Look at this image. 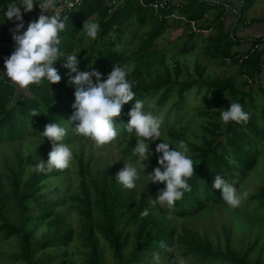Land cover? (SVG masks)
Segmentation results:
<instances>
[{"label":"trees","instance_id":"16d2710c","mask_svg":"<svg viewBox=\"0 0 264 264\" xmlns=\"http://www.w3.org/2000/svg\"><path fill=\"white\" fill-rule=\"evenodd\" d=\"M151 1L141 0V4L139 0H122L109 13L103 0H82L76 6L64 8L61 18L65 22V29L59 33L61 43L58 45L64 55L53 65L61 80L57 84H49L44 79L39 84L22 89L24 93L18 91L15 84L4 75V61L10 57L9 49L14 41L12 31L0 23V143L21 142L29 138L49 142L41 134L51 122L66 129L63 143L70 141L71 137H82L74 132L75 124L69 122L75 111L72 105L75 103L76 86L68 83L69 70L63 67L66 56L73 52L78 54L77 59L80 61L78 71H96L101 77L110 74L113 65L127 64L132 69L127 79L133 82L135 99L152 98V103L145 106L144 111H151L156 117L173 93V102L159 119L161 127L172 134L174 125L179 124L188 107L185 92L192 89L194 83L204 80L207 86L201 98L214 94L218 99L214 102L216 110L208 112L205 123L198 125L203 132L198 136L199 142L180 138L187 143L188 155L194 162L195 173L187 181L191 190L185 192L171 210L159 205L152 206L144 193H140L136 199L131 193L132 189H126L115 180L114 173L106 168L93 166L90 153L85 158L79 151L73 161L78 177L77 192L67 196L69 203L66 205L69 207L68 212H74L78 219L75 227H72L67 210L53 212L51 209L63 199L50 192H41L43 181L58 175L60 170L38 173L29 168L25 174L23 157L20 152H15L12 166H5V186L0 187V237L13 235L16 241V248L5 254L9 261H22L23 264H65V249L76 232L81 248L79 264H105L103 251L100 249L102 245L111 249L114 264H163L155 259H148L154 254L164 258L175 243L183 249V254L191 256L200 264H260L258 256L252 260L249 258L255 247V239L242 248L237 247L236 243L241 240L234 239L227 222H222L220 226L223 238L220 245L218 235H215L216 241L213 242L206 232L199 233L186 226H182L181 231L177 232L173 218L193 216L204 210L208 203L222 202L221 191L212 188L214 176L219 174L228 184L236 187L240 174L254 164L256 145L264 144V89L259 86L262 102L259 108H255L250 91L237 90L230 75L205 78L204 67L195 64V77L177 79L178 65H173L171 71L161 65L162 55L154 48L155 39L166 30L169 21L164 17L158 18L153 13L149 6ZM251 3L252 0H240L234 24L242 21L244 12ZM35 10L36 6L31 12L25 13L23 9L21 12L25 13V18H30ZM6 11L7 8L0 7V17ZM223 11V5L218 2L183 0L176 5L169 4L166 9L161 10V14L175 12L192 20L198 28L210 27L211 31L204 36L190 30L187 35L191 39L201 36L204 54L223 64L227 60H235L242 52H248L247 49H240L241 40L235 27L225 25ZM207 13H210L208 22L200 23ZM86 20L99 24L95 39L81 32ZM140 26L146 28L138 33ZM128 29L130 31L124 33ZM83 35L88 39L84 40ZM135 39L136 43L129 49L128 44ZM258 42L259 39L252 38L251 45ZM263 70L264 47L254 48L248 53L238 63L236 73L255 80L256 75ZM92 79L95 83V77ZM243 82L246 84V79ZM135 99L125 104L120 117L115 119L118 136L126 137L129 134L124 125L129 120L128 113ZM233 102L239 103L249 114L247 122L230 121L224 124L221 121V109L226 110ZM253 108L255 113L251 111ZM34 110L39 116L32 117ZM120 150L128 153L126 146H120ZM48 153L47 149L39 155L34 151L30 165L41 160L47 163ZM160 155L162 154H154L149 160L142 162L145 170L140 172L139 178L141 184L156 192V195L165 185L152 183L147 175L158 167ZM248 197L255 201V207L264 208V182ZM145 209L149 214L142 216ZM52 214L54 218L49 227L35 234L40 223ZM129 221L134 222L131 230L127 228ZM127 237H130L128 243ZM127 244L129 247L124 250ZM161 244L165 247H161Z\"/></svg>","mask_w":264,"mask_h":264},{"label":"rangeland","instance_id":"374dc122","mask_svg":"<svg viewBox=\"0 0 264 264\" xmlns=\"http://www.w3.org/2000/svg\"><path fill=\"white\" fill-rule=\"evenodd\" d=\"M19 3V0H0V7L7 8L8 3ZM235 0L228 2V5L234 6ZM227 6V3L224 5ZM223 6V7H224ZM206 21L202 22L205 24L208 22L210 15L207 14ZM23 22L26 19L25 13H22ZM234 20L231 15L230 23ZM240 23L234 24L236 34L246 36L247 38H241L240 49H247L251 43L252 38L260 40L257 44V48L264 47V0H252L250 7L244 12V15ZM200 22V21H199ZM0 23L5 25L8 29L12 30L16 21L15 18L7 20L4 15L0 17ZM176 23V24H175ZM169 21L166 30L154 41V48L162 55V64L167 67L170 71L172 66L177 64L179 67V75L177 79H184L186 77H195L194 65H202L204 67L203 77H215L217 75H230L233 77L234 87L239 91H250L253 97V103L255 108H259L261 105V93L259 86L264 89V70L256 75L255 80H250L244 75L237 74L238 62L236 60L225 61V63H218L207 57L204 54L203 41L201 36L189 38L187 30L189 29L188 24L184 22ZM175 24V25H174ZM226 25V24H225ZM134 26V23H133ZM146 27H139L137 32L144 31ZM81 29L82 34H85ZM124 30V28H123ZM129 29L124 31L127 33ZM111 37V35H110ZM240 38V37H239ZM251 38V39H250ZM83 39L87 40L88 37L83 35ZM90 39V38H89ZM92 39V38H91ZM136 43V39L128 44V48L131 49L133 44ZM1 68V67H0ZM75 75V74H74ZM109 74L102 77L106 79ZM246 79V84L243 82ZM69 83V81H68ZM18 91H23L19 86L15 85ZM206 83L203 80L199 83H194L192 89L185 92V99L188 107L181 117L179 124L174 125L173 132H168L167 129L161 127V140H155L149 143V152L151 156L158 154L155 152V148L159 143L168 142L170 150L173 147H177L178 142L182 141L180 138L184 137L189 141L199 142L198 136L203 132L198 126L200 123H205L208 119V112L216 110L214 102L216 97L214 94H207L205 99L201 98ZM24 93V91H23ZM175 95L172 93L168 100L164 103L163 107L158 112L157 118H161L164 114V110L173 102ZM246 98V96H245ZM144 101L145 106L152 103V98L145 97L141 99ZM222 101V98H219ZM255 111V109H251ZM255 113V112H254ZM135 132L126 134V137L118 136L113 142L105 145H96L89 139H83L82 137H71V140L65 143L68 145L73 153V158L70 166L67 169L60 170L59 174L53 177H49L43 181V187L41 192H50L63 199V201L51 207L53 212L60 210H67L66 214L70 220L71 226L75 227L78 219L74 212L69 210L66 206L69 202L67 196L74 192H77L78 177L76 175L74 156L79 153L87 158L90 153V160L93 166L106 168L107 171L117 173L123 168L124 162H136V157L132 156V149L136 145ZM47 146V147H46ZM120 146H126L127 154L120 150ZM45 149L48 152L51 151V142L39 140L37 138H29L21 142H5L0 143V187L4 188L3 175L6 174L5 166H12L13 156L15 152H20L23 157V165L25 168V174L29 170L32 153L35 151L39 155ZM257 154L255 156L254 164L245 169L243 174L237 178L236 189L238 194L247 193L246 197L242 196L239 207L232 208L224 201L220 203H208L204 210L197 214L189 217L173 218V222L176 226V231L180 232L182 226L189 227L197 230L199 233L206 232L210 239L215 242V235H218L219 244L222 245V235H220V226L222 222H227L230 225L231 235L234 239L239 238L241 241L238 244L241 248L246 245L247 242H251L255 239V247L252 254L249 255L250 260L258 256L260 258V264H264V208L255 207L256 203L253 199H248L250 194H253L257 188L264 182V144L260 143L256 145ZM39 157V156H37ZM48 160V159H47ZM138 171L139 165L136 164ZM88 188V187H87ZM133 196L137 199L140 193H144L149 198H155L156 192L145 188L140 180L136 182V187L131 190ZM2 200L4 198L2 197ZM9 210V208L7 207ZM54 215H50L46 220H43L37 227L35 234H38L44 229L49 227V224L53 220ZM134 222L129 221L127 228L132 229ZM130 241V237H127V243ZM234 242H232L234 244ZM16 241L13 235H9L6 238L0 237V264H23L22 261L11 262L5 256L6 253L11 252L16 248ZM128 244L124 247V250L128 248ZM80 238L76 232H74L68 246L66 247V262L65 264H79L80 258ZM104 255L105 264H114L111 249L105 245L100 247ZM182 248L175 243L166 253L164 258L159 257V263L163 264H179L180 260H183L185 264H200L194 258L187 254L182 253ZM154 256L148 260L151 261ZM226 264V263H225Z\"/></svg>","mask_w":264,"mask_h":264},{"label":"clouds","instance_id":"9594fccd","mask_svg":"<svg viewBox=\"0 0 264 264\" xmlns=\"http://www.w3.org/2000/svg\"><path fill=\"white\" fill-rule=\"evenodd\" d=\"M40 9V15L35 21L27 25L26 31L22 18L21 9L25 13L31 12L34 6ZM73 7L71 3H61L60 0H19V3H8L4 17L7 20L15 18L16 25L11 30L14 44L9 50H14L10 57L4 61V75L20 89H27L32 84H39L46 79L49 84H57L61 80L57 69L53 66L64 53L58 45L61 43L59 33L65 29V22L61 18L64 7ZM68 19V18H67ZM88 37L95 39L99 31V24L86 20L82 30ZM78 54H68L63 61V67L69 70V83L76 86L74 93L75 110L69 122L75 124L74 132L89 139L96 145H105L113 142L119 135L115 119L120 117L125 104L135 99L133 82L127 79L132 69L127 65H113L110 74L103 79L101 74L78 71L80 61ZM75 74L72 76V74ZM92 77H95V83ZM144 101L135 99L133 107L128 113L129 120L124 125L126 131L131 134L135 132L136 145L132 149V156L136 162H124L123 168L117 173L116 181L126 189H134L140 178V172L145 167L142 162L149 160V143L161 140V121L151 111H144ZM33 116H39L34 110ZM220 119L224 124L228 122L242 123L249 120L239 103H231L228 108L221 109ZM51 142V151L45 163L41 160L35 165H30L31 170L38 173L51 172L67 169L72 161L71 148L63 143L66 129L56 123H49L41 134ZM148 141L149 143H146ZM170 143H159L155 152L162 154L158 158V167L147 175L152 183H163L164 189L159 191L155 198H149L152 206L159 205L172 209L175 202L180 200L184 193L190 191L188 179L195 173L194 162L188 155L189 149L185 141H179L177 147L170 150ZM136 164L139 165V172ZM163 169V170H161ZM212 188L220 190L222 200L230 207H239L242 196L247 193L238 194L234 185L228 184L224 178L217 174L214 176ZM148 210L142 211V216H147ZM161 247L165 245L161 244ZM154 259L159 261V255L154 254ZM179 264H185L180 260Z\"/></svg>","mask_w":264,"mask_h":264},{"label":"built area","instance_id":"2783aa9c","mask_svg":"<svg viewBox=\"0 0 264 264\" xmlns=\"http://www.w3.org/2000/svg\"><path fill=\"white\" fill-rule=\"evenodd\" d=\"M81 1L82 0H66L67 3H71L73 6L78 5ZM60 2L64 3L65 0H60ZM121 2H122V0H103V5L107 8V12L109 13V12L114 11L116 6L120 5ZM139 3L142 4L141 0H139ZM169 4H171L170 0H152L149 3V6L152 8L153 13L155 15H157L158 18L164 17L170 22L174 20V22H179V23L184 22V23L188 24L189 29L187 31L190 30L193 32H197V33L201 34L202 36L206 35L207 33H209L211 31L210 27L198 28L197 25L192 20H188L184 15H180V14L175 13V12H171V13L162 15L161 10L166 9L169 6ZM239 5H240V0H235L234 6L227 4V6H224V8L229 10L231 12V14L233 15V18H234V15L237 14V9H238ZM64 8L67 9L69 7L65 6ZM39 15H40V9L37 5L36 10L32 14V16L23 22L24 23V29H22L21 32L26 31L28 23L38 19ZM254 48H257V44L250 45L247 48L248 52H242L240 55H237L235 60L239 63L242 59L246 58L247 54L250 53ZM13 51L14 50H9V54L11 55Z\"/></svg>","mask_w":264,"mask_h":264},{"label":"crops","instance_id":"0c3cea01","mask_svg":"<svg viewBox=\"0 0 264 264\" xmlns=\"http://www.w3.org/2000/svg\"><path fill=\"white\" fill-rule=\"evenodd\" d=\"M183 0H170V2H171V4H174V5H176V4H179V3H181ZM208 1H211V2H218V3H220V4H222L223 6L227 3L228 4V2H232V0H208ZM224 13H223V21H224V23L226 24V25H232L233 26V24L235 23L234 22V20H232V22L230 23L229 21H230V18H231V12L229 11V10H227V9H225L224 8V11H223ZM207 14H209L210 15V13H207ZM207 14H205L204 15V17H203V20H201V22L200 23H202V22H204V21H206V17H208V16H206ZM35 15V14H34ZM32 16V15H31ZM239 37H240V40H242L241 38H247L246 36H241V35H239ZM5 72V71H4Z\"/></svg>","mask_w":264,"mask_h":264}]
</instances>
